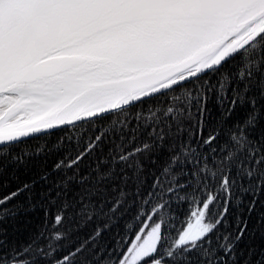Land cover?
Listing matches in <instances>:
<instances>
[{
  "label": "snow or ice",
  "instance_id": "6c2138e0",
  "mask_svg": "<svg viewBox=\"0 0 264 264\" xmlns=\"http://www.w3.org/2000/svg\"><path fill=\"white\" fill-rule=\"evenodd\" d=\"M0 264H264V0H0Z\"/></svg>",
  "mask_w": 264,
  "mask_h": 264
},
{
  "label": "trees",
  "instance_id": "16d2710c",
  "mask_svg": "<svg viewBox=\"0 0 264 264\" xmlns=\"http://www.w3.org/2000/svg\"><path fill=\"white\" fill-rule=\"evenodd\" d=\"M27 237H28V233L27 232H24L21 236H20V241L21 242H24L27 240Z\"/></svg>",
  "mask_w": 264,
  "mask_h": 264
}]
</instances>
